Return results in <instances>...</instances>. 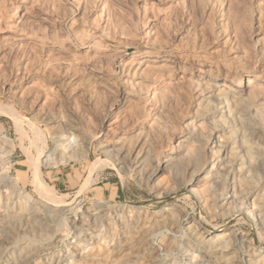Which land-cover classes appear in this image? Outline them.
<instances>
[{"label": "rangeland", "instance_id": "obj_1", "mask_svg": "<svg viewBox=\"0 0 264 264\" xmlns=\"http://www.w3.org/2000/svg\"><path fill=\"white\" fill-rule=\"evenodd\" d=\"M0 107V264H264V0H0Z\"/></svg>", "mask_w": 264, "mask_h": 264}, {"label": "bare ground", "instance_id": "obj_2", "mask_svg": "<svg viewBox=\"0 0 264 264\" xmlns=\"http://www.w3.org/2000/svg\"><path fill=\"white\" fill-rule=\"evenodd\" d=\"M145 62V61H144ZM246 78H248L247 79V82H246V87H248L249 85H251L252 83H255L256 82V80L253 78V77H246ZM165 79V78H164ZM170 80H172V79H170ZM260 80V79H259ZM168 82V81H167ZM158 85V84H157ZM167 85V84H166ZM162 88H163V86H161ZM239 89V88H238ZM247 89V88H246ZM156 90H158V89H156ZM151 93V92H150ZM1 108V107H0ZM2 109V108H1ZM19 115V114H18ZM44 138V137H43ZM45 139V138H44ZM41 155L42 154H40V157H41ZM39 157V158H40ZM40 162L41 161H38V162H36L34 165H35V174L34 175H36L35 176V180H37V182H38V184H39V186H40V191H41V193L44 195V197L46 196L47 198H49V199H47L50 203H53V202H60L58 199H56L55 198V196H54V193H53V191L49 188V186L47 187L46 185H45V183H43L42 181H40V180H43L42 179V177H41V165H40ZM56 206V205H55ZM217 229V228H216Z\"/></svg>", "mask_w": 264, "mask_h": 264}]
</instances>
